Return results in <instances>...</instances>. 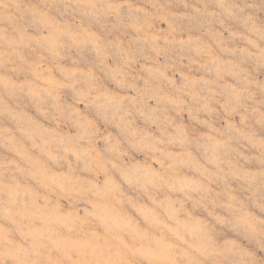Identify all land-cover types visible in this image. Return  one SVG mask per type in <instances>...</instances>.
I'll return each mask as SVG.
<instances>
[{"label": "rangeland", "instance_id": "rangeland-1", "mask_svg": "<svg viewBox=\"0 0 264 264\" xmlns=\"http://www.w3.org/2000/svg\"><path fill=\"white\" fill-rule=\"evenodd\" d=\"M0 264H264V0H0Z\"/></svg>", "mask_w": 264, "mask_h": 264}]
</instances>
